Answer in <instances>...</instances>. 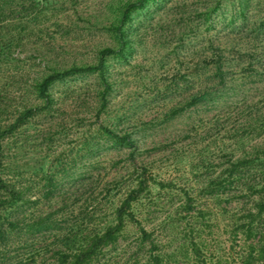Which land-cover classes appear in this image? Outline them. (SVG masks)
Here are the masks:
<instances>
[{
  "label": "rangeland",
  "instance_id": "374dc122",
  "mask_svg": "<svg viewBox=\"0 0 264 264\" xmlns=\"http://www.w3.org/2000/svg\"><path fill=\"white\" fill-rule=\"evenodd\" d=\"M137 1L0 0V177L19 198L0 208V264L59 263L111 224L140 180L150 186L134 210L168 264H246L250 243L264 264V218L234 237L239 210L215 193L231 160L264 152V0H146L121 36ZM121 37L104 69L43 95L46 77L98 65ZM218 56L227 86L194 103L219 81ZM138 236L129 226L93 264H152Z\"/></svg>",
  "mask_w": 264,
  "mask_h": 264
},
{
  "label": "trees",
  "instance_id": "16d2710c",
  "mask_svg": "<svg viewBox=\"0 0 264 264\" xmlns=\"http://www.w3.org/2000/svg\"><path fill=\"white\" fill-rule=\"evenodd\" d=\"M146 0H138L130 4L124 11L121 19V25L118 28V33L124 35V30L122 26L126 23L129 18L131 11L142 7ZM124 41L121 37V46L119 50L106 49L101 52V61L96 66L89 67H73L63 72H56L48 77L41 84V92L43 95L48 90V87L60 80H64L67 77L83 72H95L101 71L105 67V58L111 55L118 54L124 50ZM227 57L218 56L210 58V65L215 67L216 75L213 79L218 82L212 83L208 89L207 94H195L193 97L194 103H197L200 99L209 96V100L213 102L218 95H220L223 87L227 86L226 71L224 70V61ZM36 112V109H28L21 115L18 122L12 126L11 130L17 127L19 122L22 124L27 119L32 117ZM261 131L264 130V124H262ZM263 129V130H262ZM102 130L106 132L108 136L114 139H119L122 141L123 145L128 147H135V143L128 136H119L116 132L108 127H102ZM262 155V156H261ZM260 174L264 175V152L263 154L258 153L257 155H251L248 157H241L236 160H231L227 165V170L225 175L219 181L215 193L223 195L226 199H232L236 208L239 210V215H230L228 225L234 224L235 230H233V235L240 233V230L251 236L257 229L256 221L258 217L264 218V180L260 181ZM1 187L5 189L6 193L10 196L4 199H0V208L6 206L7 204H12L18 201V197L15 195V190L8 185H5V181L0 177ZM149 181H141L132 188L128 196L123 198L119 204L114 208L113 221L111 224L105 228L104 231L96 232L94 236L85 240L79 248L75 250H67L62 255L65 259L61 257L62 261L56 264H93L94 259L102 253L104 248L117 247L121 242V235L129 226H134L139 234L138 240L143 247L149 248V259L152 264H168L166 255L163 250L159 248V240L154 235L153 229L147 228L143 222L138 218L137 213L134 210V204L139 200L142 193L146 187H149ZM257 193V194H256ZM257 203L256 207H252L251 203ZM257 211V212H256ZM243 213V214H241ZM242 232V233H243ZM2 237V235H1ZM251 249L243 260L246 264H253L258 258H263L262 255H257L253 251V245L250 243ZM192 249L197 253L201 247L194 243ZM207 264V260H203Z\"/></svg>",
  "mask_w": 264,
  "mask_h": 264
}]
</instances>
